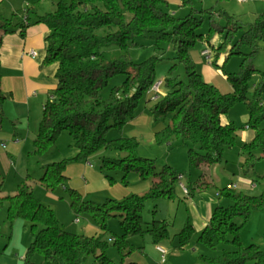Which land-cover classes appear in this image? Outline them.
<instances>
[{
    "label": "trees",
    "instance_id": "1",
    "mask_svg": "<svg viewBox=\"0 0 264 264\" xmlns=\"http://www.w3.org/2000/svg\"><path fill=\"white\" fill-rule=\"evenodd\" d=\"M193 0H181L183 5ZM166 0H57L52 11L37 14L26 7L13 17H5L0 10V47L7 33L22 31L33 23H44L49 28L46 37L47 50L44 65L57 64V85L43 107V115L34 139L33 153L42 155L53 145L65 130L72 135L79 157L115 149L124 152L120 157H103L109 168L121 167L125 172L136 171L143 180L152 179L151 187L143 194L133 193L123 199L108 198L102 203L84 200L77 188L70 189L71 207L77 213L89 212L103 229L112 217L120 220L123 234L114 241L121 253V260L115 261L107 254L109 240L104 234L85 235L73 233L60 223L54 209L34 195L32 186L26 181L18 185L14 195H8V217L11 221L22 218L31 223L34 237L30 243L25 261L29 263L33 253L44 255L47 264H86L90 254L95 264H139L130 259L137 247L129 236L153 237L154 243L162 246L170 237L166 220L154 219L147 222L143 215L147 200L161 197L179 198L181 173L169 164L157 170L156 159L138 154L139 141L136 136L121 135L110 138L115 128L122 132L127 121L134 116L141 98L152 92V109L156 120L170 115L169 122L154 130L159 144L171 143L174 139L189 146L188 157L195 167H207L224 160L225 150L237 142V125L224 122L231 105L245 102L248 107L247 125L255 130L254 137L241 148L246 162L253 166L264 158V70L254 84L253 96H248L251 80L257 71L256 55L259 42L264 43V13L258 16L240 36L243 25L233 21V15L219 11L228 18V24L216 26L210 21L208 33H199L203 20L191 11L184 18H177L165 11ZM209 11V10H208ZM34 14V16H33ZM214 30L224 34L218 46L213 45L218 64L223 54L222 67L232 55H243L236 72H225L233 90L223 93L216 85L208 82L198 70L192 51L199 39L211 42ZM137 36L155 40L158 50L162 43L173 45L176 59L185 66L187 79L175 73L161 81L160 92L152 88L156 82L158 56L141 62L131 59V48L137 43ZM226 52V53H225ZM117 74L126 78L120 85L113 86L108 95L103 91ZM6 95L1 89L0 77V120L4 118ZM260 149L261 156L255 152ZM65 162H51L44 165L40 181L54 190L66 184ZM126 175L124 176L125 179ZM3 180L0 175V190ZM193 191L188 187V194ZM233 202L229 206L216 205L205 228L199 233V241L211 249L231 243L234 250H226L215 256L202 254L207 264H264V250L251 243L244 245L241 227L250 215L264 209V191L260 195H249L237 189L224 187L218 192ZM2 199V198H0ZM242 218V224L235 219ZM195 232L188 220L177 234L179 247H184Z\"/></svg>",
    "mask_w": 264,
    "mask_h": 264
},
{
    "label": "rangeland",
    "instance_id": "2",
    "mask_svg": "<svg viewBox=\"0 0 264 264\" xmlns=\"http://www.w3.org/2000/svg\"><path fill=\"white\" fill-rule=\"evenodd\" d=\"M23 1L5 0L0 3V10L5 17L11 18L16 11L19 13L23 11ZM50 1L47 0L46 2L50 3ZM54 1L56 3L57 0ZM163 8L177 18H184L193 11L196 16L203 20L202 26L198 29L199 33L202 34L208 33L210 21H216L214 24L217 27L228 24V18L219 14V11H226L233 15V21L243 25V29L238 34L240 36L244 29H247L257 20L259 15L264 13V0H193L186 5H183L181 0H166ZM223 39L224 34L214 30L211 42L206 39L197 41L192 51V57L197 62L198 70L201 73H203L202 64H206V62L216 69H220L222 73L215 75L211 83L216 85L223 93H229L233 90V87L231 81L223 74L239 70L243 55H232L224 67L221 66L223 63H215L214 65L213 61L216 55L213 51V45H220ZM136 40L138 45L133 46L130 50L131 59L134 62H141L152 56L159 57L156 64V82L169 75L170 68L174 65L175 73L179 74L182 79H187L185 66L176 59V52L172 44L163 42V50H158L155 40L151 38L137 36ZM259 46L260 49L255 59L257 71L251 80V87L248 91L249 97L253 96L254 84L259 80L260 71L264 70V43L259 42ZM206 48L211 50V61L201 52ZM223 58H225V54H223ZM125 78L126 75L124 74L115 75L104 89L103 95H108L111 88L122 84ZM152 95V92H147L141 98L134 116L127 121L122 132L113 128L108 136L110 138L121 135L136 136L139 141L138 154L140 156L156 159L157 170H160L165 164L173 166L177 172L183 175L180 181L193 191L192 195L189 196L188 193L182 192L180 187H177L179 198L161 197L156 200H147L145 203L143 210L145 220L147 222H152L154 219L166 220L170 237L165 239L164 243L173 248V245L179 246L178 235L175 234L182 230L185 225L183 223L188 217L192 218L188 203L192 200H198L202 196L201 192L216 196L218 190L227 187V183L233 181L236 183V189L239 192L249 195L263 193L264 158L257 160L253 166L246 162L247 156L242 151L241 146L254 137L255 130L247 125V104L237 102L231 105L228 113L224 115V118L228 117L237 125L236 144L225 150V158L222 162L208 166L206 169L193 166L188 157L189 146L181 144L175 139L166 144L156 142L153 136L154 130L166 125L170 120V115L163 116L159 120L154 118L152 109L155 102L150 100ZM10 111L9 109L4 118L0 120V150L7 153L10 158L9 165L0 160V175L3 180L0 190V198H2L0 199V254L11 255L19 259L21 264H47L44 255L40 252L33 253L31 261L26 263L27 249L34 239L31 232V223L22 218L11 221L8 217L9 200L6 196L14 195L17 192L18 185L26 181L32 186L34 195L56 211L63 228L78 234L97 236L104 234L105 239L109 240L107 254L115 261H120L121 253L118 247L114 245V238L123 234L119 218H110L107 221V228L103 229L89 212L77 213L73 210L70 189L71 187L77 188L84 200L102 203L108 198L123 199L133 193L143 194L151 187L152 179L143 180L136 171L126 173L121 167H107L103 162L104 156L120 157L125 155L124 152L115 149H106L86 158L79 157V149L75 146V141L68 130L63 131L53 145L42 155L29 152L28 149L24 152L11 153L9 147L12 141L8 138V135L16 130L15 126L17 124L12 121ZM42 115L43 112L40 107L32 115L31 125L35 127L36 131L39 129ZM19 130H22V128H19ZM1 143H6L7 147L3 148ZM255 153L258 156L262 155L260 149H257ZM61 161L66 164L65 174L69 176V179L66 184L59 185L52 190L40 181V177L44 173L43 167L48 163ZM245 178L250 179V183ZM82 185H86V188L81 191L78 186ZM218 198L223 200L225 206H229L233 202L225 195ZM235 221L242 224L241 217H237ZM198 237L199 235L194 233L190 241L184 246L187 248L184 254L187 255L178 260L179 264L180 262L182 264H193L192 255L196 256L199 264H207L201 258L202 254L215 256L221 254L224 249H235L231 243L222 244L217 249H211L199 241ZM129 238L136 247L137 244L142 246L144 242L154 244L153 237L148 233L129 236ZM241 240L244 245L255 243L264 250V209L254 211L249 220L242 225ZM176 249L175 252L179 248ZM130 259H133L132 256H130ZM170 261L171 257L169 258ZM175 261L170 263L177 264V261ZM85 263L95 264L94 255L90 254ZM248 264H253V262Z\"/></svg>",
    "mask_w": 264,
    "mask_h": 264
},
{
    "label": "crops",
    "instance_id": "3",
    "mask_svg": "<svg viewBox=\"0 0 264 264\" xmlns=\"http://www.w3.org/2000/svg\"><path fill=\"white\" fill-rule=\"evenodd\" d=\"M3 1L5 0H0V3H3ZM46 1L24 0L23 11L26 7H29L33 8L37 14L50 12L55 7V1L51 0L50 3ZM43 2L45 3L43 4ZM48 33L49 28L46 24L33 23L28 25L23 31L18 28L15 32L7 33L3 37V43L0 47V77L1 89L6 95L4 109L5 114L9 109L11 110L12 121L17 124L15 126L16 130L10 132L8 135V138L12 141L9 147L11 153L24 152L26 149L29 152H33L34 139L36 138L37 131L31 125L32 115L38 107L43 112L45 102L51 96L53 89L57 85V78L55 76L58 67L57 64H43L47 50L46 37ZM32 49L37 51V55H31L30 51ZM223 61L224 58L221 57L219 64L223 63ZM202 72L208 82H211L218 73H222L220 69H216L208 62L202 64ZM223 75L226 77L225 74ZM248 119L249 115L247 116ZM223 121L229 122L231 120L228 117L224 118L223 115ZM19 128H22V130H19ZM1 146L6 148L7 144L4 146L1 143ZM0 160L8 163V165L10 164L9 155L1 150ZM207 167L205 166L204 169ZM245 179L250 183V179ZM231 183L236 184L233 181L227 184ZM252 183L254 182L252 181ZM85 186H78V188L82 191L83 188H86ZM218 192L219 190L215 195L219 197L221 195ZM201 194L202 196L198 200H192L188 203L192 218L190 219L188 217L183 223L185 224L190 220L195 229L194 233L198 235L211 219L215 206L219 204L223 205L222 199L205 192H201ZM160 244L168 250L165 261H162V253L158 249L157 244L145 242L142 246L137 244V249L131 254L132 260L139 264H172L170 262L176 260L177 264H179L178 260L187 255L184 254V251L187 249L186 247L181 248L173 245L172 248L167 243H164V240ZM176 248H179L177 252H175L177 250ZM170 257L171 261L169 262ZM192 257L194 259L193 264H199L196 256L192 255ZM0 264H21V262L19 259L4 253L0 254ZM180 264L182 263L180 262Z\"/></svg>",
    "mask_w": 264,
    "mask_h": 264
},
{
    "label": "built area",
    "instance_id": "4",
    "mask_svg": "<svg viewBox=\"0 0 264 264\" xmlns=\"http://www.w3.org/2000/svg\"><path fill=\"white\" fill-rule=\"evenodd\" d=\"M30 53H31V55H33V56L37 55V51L34 50V49H32V50L30 51ZM202 54H203L204 56H206V58L209 59V61L212 60L211 50H210L209 48L204 49V50L202 51ZM160 85H161V81H158V82L155 84V86H153V90H154V91H157V92H160ZM3 145L6 146L5 143H3ZM182 178H183V175L181 174V175H180V179H182ZM180 186H181V188H182V190H183L184 193H188V187H187L184 183L181 182V183H180ZM235 187H236V184H233V183L227 185V188H229V189H233V188H235ZM158 249H159V250L161 251V253H162V261H165V259H166V254L168 253V250H167L165 247H163V246H158Z\"/></svg>",
    "mask_w": 264,
    "mask_h": 264
}]
</instances>
